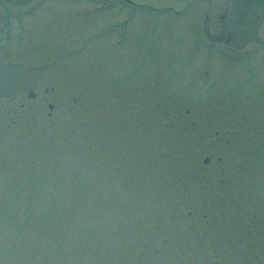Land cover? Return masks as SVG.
<instances>
[{"label": "rangeland", "instance_id": "obj_1", "mask_svg": "<svg viewBox=\"0 0 264 264\" xmlns=\"http://www.w3.org/2000/svg\"><path fill=\"white\" fill-rule=\"evenodd\" d=\"M132 2L20 4L41 78L0 99V264H264V16Z\"/></svg>", "mask_w": 264, "mask_h": 264}, {"label": "flooded vegetation", "instance_id": "obj_2", "mask_svg": "<svg viewBox=\"0 0 264 264\" xmlns=\"http://www.w3.org/2000/svg\"><path fill=\"white\" fill-rule=\"evenodd\" d=\"M29 1L30 0H0V66L6 62H18L28 65L36 74V85L33 89V92L31 91L30 93H23V95H25V97L27 96L35 99L37 98L39 92L41 76L37 68L29 63L26 58H17L18 53H26V50L21 48L22 46L18 47L15 45L16 37H21L20 30H22V26L25 24L24 22L26 20L28 21L27 26L29 30H31L30 26L36 20V15L41 9L39 7H25L20 5L21 3L26 5ZM249 1L251 2V6L255 8L254 10L257 18L258 0ZM3 37H5L3 40L4 44L1 42ZM47 62H44L43 64H46ZM48 92L49 90L46 87H43V94L46 95ZM20 106L23 107V104L21 103ZM51 114L52 113H48L49 116H51Z\"/></svg>", "mask_w": 264, "mask_h": 264}, {"label": "water", "instance_id": "obj_3", "mask_svg": "<svg viewBox=\"0 0 264 264\" xmlns=\"http://www.w3.org/2000/svg\"><path fill=\"white\" fill-rule=\"evenodd\" d=\"M34 83L33 72L23 65L11 63L0 67V95L29 90Z\"/></svg>", "mask_w": 264, "mask_h": 264}]
</instances>
